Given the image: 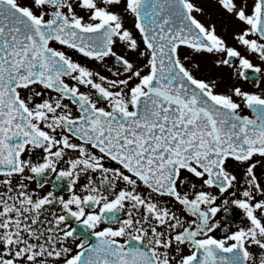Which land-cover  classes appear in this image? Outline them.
<instances>
[{
    "label": "snow or ice",
    "instance_id": "1",
    "mask_svg": "<svg viewBox=\"0 0 264 264\" xmlns=\"http://www.w3.org/2000/svg\"><path fill=\"white\" fill-rule=\"evenodd\" d=\"M0 264H264V0H0Z\"/></svg>",
    "mask_w": 264,
    "mask_h": 264
},
{
    "label": "flooded vegetation",
    "instance_id": "2",
    "mask_svg": "<svg viewBox=\"0 0 264 264\" xmlns=\"http://www.w3.org/2000/svg\"><path fill=\"white\" fill-rule=\"evenodd\" d=\"M228 82H230V81H228ZM238 83L240 84L241 87H244V88H247V89H250V90L252 89V84L247 82V81H238ZM233 219L234 220L238 219V217L234 216Z\"/></svg>",
    "mask_w": 264,
    "mask_h": 264
},
{
    "label": "rangeland",
    "instance_id": "3",
    "mask_svg": "<svg viewBox=\"0 0 264 264\" xmlns=\"http://www.w3.org/2000/svg\"><path fill=\"white\" fill-rule=\"evenodd\" d=\"M219 30L222 31V32L225 31V30H226V25H223V24L220 25V26H219ZM74 58L79 59L80 57L77 55V56H75ZM222 75L224 76L225 81L228 82V81H227V75H228L227 71H224V72L222 73Z\"/></svg>",
    "mask_w": 264,
    "mask_h": 264
}]
</instances>
